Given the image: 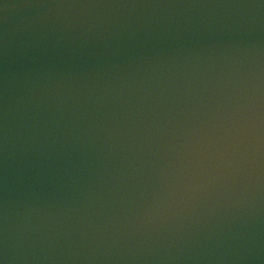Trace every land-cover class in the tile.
Instances as JSON below:
<instances>
[{
	"label": "water",
	"instance_id": "95a60500",
	"mask_svg": "<svg viewBox=\"0 0 264 264\" xmlns=\"http://www.w3.org/2000/svg\"><path fill=\"white\" fill-rule=\"evenodd\" d=\"M0 264H264V0H0Z\"/></svg>",
	"mask_w": 264,
	"mask_h": 264
}]
</instances>
